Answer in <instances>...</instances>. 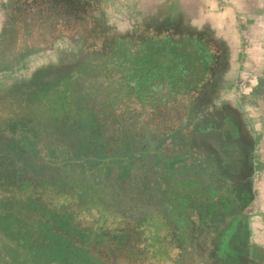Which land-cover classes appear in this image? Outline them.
<instances>
[{
	"label": "flooded vegetation",
	"instance_id": "obj_1",
	"mask_svg": "<svg viewBox=\"0 0 264 264\" xmlns=\"http://www.w3.org/2000/svg\"><path fill=\"white\" fill-rule=\"evenodd\" d=\"M17 8L14 3L13 18L18 15ZM89 8L90 3L78 0L67 9L66 13L85 11L77 24L66 19L64 10L60 11L62 18L56 23L59 31L49 39L43 25L21 27L15 19V24L7 26L8 33L2 40L4 56L0 58V69L12 68L30 51V45L49 44L59 35L72 33L74 42L85 51L68 57L58 50V62H53L55 72L47 68L40 76L42 87L40 96L34 99L35 105L48 110L51 101L57 100L62 102L59 110L66 114L76 84L79 91L104 90L110 94L119 101L121 116L108 120L107 127L97 120L88 122L83 128L88 133L86 138L72 137L73 154L81 141L85 147L112 142L116 147L118 144L120 152H127L129 146L135 148L136 159L129 157L130 170L138 164L146 169L155 167L159 172L153 142L158 132L168 133L160 138L161 145L167 154L171 151L173 157H182L183 161H166L160 171L167 180L175 172H182L183 177L177 183L173 181L165 192L162 189V195L169 200L167 209L174 220L183 224L179 243L187 259L198 258L209 264H264V249L248 238L246 207L254 168L251 137L236 111L226 102H217L226 64L225 48L206 29L192 28L183 19L170 27L158 23L149 37L141 34L147 28L144 24L124 34L105 32L97 24H83ZM142 36L147 39L146 44L138 43ZM112 103L108 100L110 107ZM138 113L141 118L133 119ZM14 115V120L20 119ZM6 120V129H14L13 123ZM112 120L116 124L111 125ZM123 120L126 129L122 127ZM103 126L110 141L101 135ZM26 141L32 154L26 155L34 162L41 161L34 156L39 150L36 143ZM46 147L49 156H58L59 145L48 143ZM144 147L148 162L139 156Z\"/></svg>",
	"mask_w": 264,
	"mask_h": 264
},
{
	"label": "rangeland",
	"instance_id": "obj_2",
	"mask_svg": "<svg viewBox=\"0 0 264 264\" xmlns=\"http://www.w3.org/2000/svg\"><path fill=\"white\" fill-rule=\"evenodd\" d=\"M83 1L90 3V13L85 16L83 22L85 26L94 23L105 32L124 34L143 24L151 27L150 24L153 22V15L149 12H154L155 8H152L151 5L144 11H137V9H134L136 8L135 5L131 4L129 0ZM122 3H124L123 6L128 8L120 14L117 7H120ZM160 3L159 5L173 12L182 11L176 1L163 0ZM132 8L134 11H131ZM114 12L116 13L114 14ZM187 21L185 24H190ZM120 23L124 25L121 26ZM190 26L195 28L192 25ZM168 27L170 26L168 25ZM7 33V30H5L0 34V58L4 56L1 39H4ZM39 44H32L29 47L30 51L24 53L16 61L15 68L17 71H22L20 77L2 76L7 70L0 69V202H3L6 197H10L7 200H12V205L16 207L12 208V212H10L12 214H8V216L11 217L13 215L16 217V214H22V221H25L23 223L26 228H34V226L28 225L27 222L39 217L46 220L50 219V222L55 223L52 218L55 213L48 209L47 204L53 210L54 206L57 207L59 205L62 197L54 196L47 190L45 183H47L48 172H51V170L47 169V165L55 166L75 160L77 162L81 161L87 167V163L90 161L85 160L84 157L86 155L95 156L96 159L107 157L113 159L123 154L122 151L120 152L118 144L116 147V144L113 145L114 143L112 142L102 144L98 142L85 147L80 156L74 157V148L71 143L72 137L82 135L86 138L88 133L83 130L86 126H82L81 128L80 125L89 120L86 114L88 109L94 111L93 116L98 121V124L101 123L107 127L109 124L108 120L114 119L119 115L120 109L118 105L120 104L118 100L114 101L112 96L109 97L110 94H107L104 90L97 93H90V91L83 92L76 90V84H74L73 93L67 103L69 111L66 114L61 113L62 102L57 100L53 102L48 100V102L51 101L49 105L51 109L48 110L36 106L34 99L40 96L38 91L42 87L40 76L47 68L51 72H55V63L53 62H58L55 60L58 50H63L62 53L68 57L85 51V48L81 45L79 47V43L74 42L72 33L69 35H59L51 43L46 44L50 46L49 48L36 46ZM49 59L52 60L51 64L47 63ZM229 67L230 63L227 62L224 70L225 78ZM227 83H229L228 80L223 78L219 91L220 96H229L232 92ZM260 89L261 92L257 101L264 103V84L261 85ZM82 95L83 97H81ZM79 97H81V105L84 107L83 116L75 113V106L80 101ZM108 100L109 102H113V106H109ZM219 101L221 102V99L217 100V102ZM263 105H261V112L264 111ZM55 112L58 114L52 116V113ZM15 113L18 114L19 120L13 119ZM6 118L13 123L15 130L6 129L8 128ZM136 118H141V114L138 113L137 116L133 117V119ZM104 120H107V122ZM112 123L116 124L113 120L111 125H113ZM122 123L123 129H126L124 120ZM63 124L64 126H62ZM65 124L70 125L69 128H66ZM65 128L66 130L63 131L62 129ZM103 128L104 126L102 127V137L106 135L107 140L110 141L107 130L104 134ZM2 132L3 134H1ZM25 138L34 141L39 149L34 153V156L36 159H42L41 161L38 160V166L40 164L43 165L42 167L40 165V168L37 170L35 166L32 167L30 165V158L26 155L29 152L30 143ZM7 142H11V145H6ZM48 143L50 145H59L58 156H49V153L44 150V148H47ZM84 144L86 145V143ZM103 144H106V147H103ZM45 160H47V164H45ZM145 161L148 162L149 157L146 156ZM111 166L112 172H109L106 178L104 177V172L98 174L97 167L91 170V177L93 178L87 185L91 187L90 194L94 195L95 188H98V186H103L107 190L105 197L100 196L106 201V205L96 206L92 209L91 214L93 218L91 223L87 225L82 222L84 216L81 214L82 211L78 215L73 211V217H77L75 226L78 224L90 226L89 229L85 227L87 232L80 231L81 233H79L78 230H74L75 228L69 230L64 228L62 224L55 225V227L59 228L58 232L62 236L65 235L68 240H73L78 244V247L70 246L69 249L59 250L57 249L58 244L54 242L47 245L51 241V237L48 236L46 230L43 232V239L46 240V243H43L42 247L37 250L35 246L31 247V245L27 244L26 253L36 254L38 252L43 254L46 260L45 264H209L202 263L198 258L196 261L192 258L187 259L186 253L182 249L183 245L179 243L180 233L184 231L183 224L174 220L170 210L167 209L169 200L162 195L163 190L165 192V189L171 186L173 181L177 183L176 181L183 177L182 172L172 173L169 180H167L168 177L166 176L167 178L163 179L164 183L162 184L157 180V175L154 174L157 171L155 167L146 169L143 168V165L134 164V166L138 167L131 169L130 173L127 172L128 174L125 171L127 177L121 179L117 175L120 172L118 165L112 164ZM164 175L165 173L161 174L162 177ZM161 176L160 180L162 182ZM13 179L17 180V183L21 185L22 183L29 184L34 187L33 189H36L35 200L37 203H35V206L29 204V198L32 195L28 194L27 190H24L28 188L17 187V184L15 185L12 182ZM156 180L158 183H155ZM41 183L43 187H41ZM71 186L66 188L67 190L70 189L69 191L66 190L69 193L82 190L78 182L73 181ZM62 196L67 199L71 195L67 193V195ZM95 197L100 199L99 196ZM96 200L93 198V201ZM117 204H119V208ZM112 209H116L119 212L117 217L111 213ZM55 211L57 212L56 209ZM71 213L70 209L68 214L71 216ZM110 219L117 220V224H112L113 222ZM81 229L84 230L83 227ZM103 229L124 232L125 237L124 239H116L112 243L103 244V242L99 241V235ZM34 231V229H25V233L28 235ZM27 241L32 243L31 240ZM85 250H88L91 256L89 260H81L83 258L81 255L86 252ZM64 251L66 253H63ZM203 257H206V255ZM22 264L26 263L22 262Z\"/></svg>",
	"mask_w": 264,
	"mask_h": 264
},
{
	"label": "crops",
	"instance_id": "obj_3",
	"mask_svg": "<svg viewBox=\"0 0 264 264\" xmlns=\"http://www.w3.org/2000/svg\"><path fill=\"white\" fill-rule=\"evenodd\" d=\"M15 1L17 0H0V34L7 30V26L16 23L13 18ZM129 1L135 5L134 9L137 11H144L151 5L155 11L149 13L154 14L163 0ZM173 1L179 4L185 20H188L190 25L206 29L226 50V63L229 62L230 67L226 78L224 76L223 78L228 80L227 85L232 92L229 96L221 95L220 99L236 111L251 137L254 168L252 192L246 207L248 238L252 244L264 249V111L261 112V105L264 103L257 101L261 92L260 87L264 84V0ZM123 5L124 3L117 7L120 14L128 8ZM131 11H134L133 8ZM21 72L17 71L14 65L2 76L17 78ZM158 134L157 139H154L152 151L155 153L154 156H157L155 161L159 172L156 171L154 174L163 184L164 178L161 176L163 173L160 171L163 163L170 161L179 164L183 158L173 157L171 151L167 154L160 138L168 136V133ZM146 147L139 152L141 158L146 157ZM157 180L155 183H158ZM169 206L170 203H167V207Z\"/></svg>",
	"mask_w": 264,
	"mask_h": 264
},
{
	"label": "trees",
	"instance_id": "obj_4",
	"mask_svg": "<svg viewBox=\"0 0 264 264\" xmlns=\"http://www.w3.org/2000/svg\"><path fill=\"white\" fill-rule=\"evenodd\" d=\"M75 1L78 0H17L15 1V4L18 7V10L16 9L18 15L15 17V19L18 21L19 24L21 23V27L29 24L30 26L38 25L37 28H39L40 25H43L45 27V31L48 34L47 39H49L52 38L54 34H57V32L59 31L58 27H56V23L60 20V18H62L60 11L62 12V10H64V13L66 14V19H69L72 24H77V22L82 19L85 14L84 10H82L81 12H77L76 9V12L74 13H66L69 7L72 8L74 6ZM84 3L86 5L89 4V2L87 1H85ZM29 10H31V12H29ZM152 18L153 22L150 24L151 27L147 26L146 30H143L141 33L144 37H149V33L151 32V30H153L156 25H158V23H160V25L163 27H168V25L170 26V24H174L175 22L180 21L181 19H183L185 23V18L181 11H168L162 5H159L157 7V10L153 14ZM24 30H28V28H25ZM143 36L140 37L138 43H147V39H144ZM75 113H78L80 116L84 115V107L81 105V100L77 103V106L75 107ZM86 114L89 120L82 123V125H80L81 128L82 126H88V122L91 123L92 121L96 120V118H94L93 116L94 111L88 109V112ZM65 125L66 128H69L70 126L67 124ZM62 126H64V124ZM66 128L62 130L64 131L66 130ZM1 134H3V132ZM79 143V149L76 153H74V157L80 156L84 151V142L81 141ZM6 145H11V142H7ZM134 149L135 148H131V146H129V148L126 149L128 153L123 152V154H120V156L113 159L108 157L104 159H96L95 156L86 155L84 157L85 160L87 159L90 161L87 163V167H85L81 161L77 162L75 160L67 161L62 164H57L55 166L47 165V169L51 170V172H48L47 183H45L47 186V190L50 194L54 196L62 197L59 205H57V207L54 206L53 210L50 205L47 204L48 209L55 213L54 217H52L55 223L50 222V219L46 220L39 217L38 219L27 222L28 225L34 226V228H26L25 224L23 223L25 221H22V214H16L17 218L13 215L11 217L8 216V214H12L10 213L12 212V208L16 206L12 205V200H7V198L10 197L4 198V201L0 202V264H22V262L26 264H45L46 260L43 254L38 252L36 254L26 252L28 248L27 244L31 245V247L35 246L37 250L42 247L41 245L43 243H46V240L43 239V232H45L46 230L48 232V236L51 237V241L48 242L47 245H50L51 242H54L58 244L57 249L59 250L69 249L70 246L78 247V244H76L73 240H68L65 235L62 236V234L58 232L59 228L55 227V225L62 224L64 228H67L69 230L75 228L74 230H78L79 233H81L80 231H86L85 227H88L87 225L91 223V220L93 218L91 214L92 209L96 206L100 207L102 205H106V201L103 200L101 197H105L107 194V190L104 189L103 186H98V188H95L94 195L90 194L91 187H88L87 185L93 178L91 177V170L94 167H97L99 171L98 174H101L100 172H104V177L106 178L108 176V173L112 172V169H110L111 165L115 164L118 165V170L120 171L117 175L120 176L121 179H125L127 177L126 173L131 172L129 168L131 159L129 157L131 156L133 157V159H136V157H134ZM98 160L101 161L99 162ZM30 161V165L32 167L35 166L36 170L40 168V165L41 167L43 165L40 164L38 166L39 163L34 162L32 159H30ZM73 181L78 182V184L82 187V190L78 192L74 191L73 193L67 192L70 189L67 190L66 188L71 186ZM12 182L15 185L17 184V187L19 188H28L24 190H27V193L32 195L31 198H29V204L35 206V203H37V201L35 200L36 189H33L34 187L29 184L22 183L21 185L20 183H17V180L15 179H13ZM40 185L41 187H43L42 183ZM67 193L71 196L66 199L62 195H67ZM95 196L101 197L100 199H98ZM93 198L97 200L93 201ZM118 205L119 204H117V207ZM55 209L59 213H57ZM70 209L72 211V217L68 214ZM73 211H75L76 215H78L79 212L82 211L81 214L84 215L82 222L87 224L86 226L79 224L75 226L77 223V217H73ZM111 213H113V215L116 217L117 214H119L116 209H112ZM110 220L113 222L112 224H117V220ZM82 227L84 228V230L81 229ZM89 228L90 226L88 227V229ZM25 229H34L35 231L28 235L25 233ZM99 236V241L103 242V244L110 242L112 243V241L116 239H124L125 237L124 232L121 233L117 230L110 231L108 229H103ZM27 240H31L32 243L28 242ZM16 243L17 245H15ZM182 249L184 250L183 247ZM85 251L86 252L81 255V257H83L81 258V260H89L91 257L89 255L88 250ZM63 253L66 252L64 251Z\"/></svg>",
	"mask_w": 264,
	"mask_h": 264
},
{
	"label": "water",
	"instance_id": "obj_5",
	"mask_svg": "<svg viewBox=\"0 0 264 264\" xmlns=\"http://www.w3.org/2000/svg\"><path fill=\"white\" fill-rule=\"evenodd\" d=\"M36 46H38V47H42V48H43V47H45V48H49V47H50L49 45H46V44H45V45H40V44H39V45H36Z\"/></svg>",
	"mask_w": 264,
	"mask_h": 264
}]
</instances>
